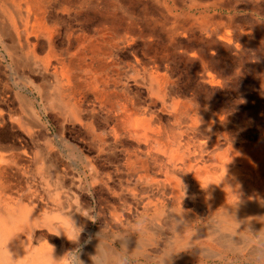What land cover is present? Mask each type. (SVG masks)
Masks as SVG:
<instances>
[{
	"label": "rangeland",
	"instance_id": "rangeland-1",
	"mask_svg": "<svg viewBox=\"0 0 264 264\" xmlns=\"http://www.w3.org/2000/svg\"><path fill=\"white\" fill-rule=\"evenodd\" d=\"M26 10L46 17L25 24ZM151 110V127L165 139L180 132L181 148L202 140L264 150V0H0V213L20 215L22 240L63 257L76 245L41 226L46 216L75 218L84 260L102 229L104 239L145 220L160 247L177 224L181 245L196 241L190 228L213 230L210 245L184 247L173 264H264V211L218 219L264 189L245 185L208 211L189 194L153 193L129 168L139 149L147 160V147L122 121ZM150 164L149 175L163 178ZM158 198L164 205H148Z\"/></svg>",
	"mask_w": 264,
	"mask_h": 264
},
{
	"label": "bare ground",
	"instance_id": "bare-ground-1",
	"mask_svg": "<svg viewBox=\"0 0 264 264\" xmlns=\"http://www.w3.org/2000/svg\"><path fill=\"white\" fill-rule=\"evenodd\" d=\"M24 18L26 20L25 24H27L28 19H31V12L29 11L27 14H25ZM40 18L44 19L45 17L44 15L42 17L40 15ZM84 36L87 40L88 37L86 35ZM43 37L50 40V34L47 31L43 32ZM42 46L45 47L44 44H42ZM48 47L50 48V51L47 56L54 52L53 46H51V44H49ZM87 47L88 46H86L85 49H87ZM153 88L156 91L155 87ZM123 107L125 106L123 105ZM126 110L130 113L129 109L126 108ZM152 111L153 110L150 112L147 111V113H149V118H138L134 115L128 114V116L123 119L124 121H122L128 124V126L125 128L134 131V134L135 131H138L136 133V142L138 145L141 146L142 144H145L146 147L148 146V149L145 151L147 160L140 158L139 153H141L142 150L139 149L137 154H135V158L130 159L127 165L131 170L135 171L139 177L144 179L147 178V187H149L152 192H160V188L166 191V189H168L166 187V182H168L170 186L169 193L173 201H178L182 199L184 195L191 194L203 202L205 205L203 207H206L208 211H212L219 199L228 192L243 188L245 185L250 186V188L254 190H258L260 188H262V190L264 189V179L262 178L264 173L263 149L257 147L253 148L246 144H241L235 147L230 145L223 147L221 145L218 146L215 142H212V146H209L208 144L210 141L207 143L203 142L202 140H198V145H196L197 143H194L193 149L191 145L193 140H186V146L181 148L183 140L180 132H178L179 135L177 132H174L172 135L170 134L171 139L168 137L165 139L161 134H159V130H155L151 127L149 122L153 117ZM123 115L125 116V114ZM137 128H144V131L140 132ZM204 129L203 131H205ZM112 131V133L117 138V130L113 128ZM153 143L156 145V147L152 146ZM173 145L178 147L175 149ZM209 147L212 148V150H210ZM153 151H155L157 155H154ZM163 155L165 158L162 157ZM150 158H152V162H154V168L157 169L156 172H154L155 175L162 174L163 178H153L149 175V171L151 169L150 163H152L150 162ZM139 168L140 170H138ZM141 169L144 170L143 173ZM146 170L147 175L145 173ZM233 176L238 177L236 182H231L230 178ZM149 177H151V179H149ZM153 183L156 184V187L152 186ZM259 195H261V193ZM156 201L157 202H154V200H149L148 205L152 203H155L154 206L160 204L164 205V201L161 198L157 199ZM248 207L251 211H255L257 209L256 204L248 205ZM112 217L114 221H120L116 213H112ZM10 220H13V222H15L19 228L17 227L15 229L13 226H9ZM52 220L53 217L46 216L45 218V222ZM74 221L76 222L75 218ZM22 222L23 220L20 215L18 216L9 212L3 216L0 213V264H16L17 261L19 262L18 264H52L53 256L57 260L62 258L61 255L59 256L57 253L53 252L46 243H41L40 247H34L29 245V241L25 239L22 240ZM124 230L126 231L114 235L129 234L126 240H118L117 244H126L129 253H131L138 246V241H135L133 234L130 233V230ZM213 233V230L202 228L200 229L198 236L195 235V239L199 240L197 243L203 244L205 241L208 242L212 239ZM98 243L99 238H97V240L92 244L91 254H95ZM84 261L85 264H93L90 257H87L84 259ZM113 262L114 264H118V258L114 256ZM59 264H63V261L61 260Z\"/></svg>",
	"mask_w": 264,
	"mask_h": 264
},
{
	"label": "clouds",
	"instance_id": "clouds-1",
	"mask_svg": "<svg viewBox=\"0 0 264 264\" xmlns=\"http://www.w3.org/2000/svg\"><path fill=\"white\" fill-rule=\"evenodd\" d=\"M136 224H138L139 227L131 230L130 233L134 232L138 234V246L131 253H129L126 244H121L118 248L116 247V242L118 240H126L129 234L114 235L102 239L101 232L103 229L97 233L99 243L96 247L95 254H90V259L93 264H114V256L118 258V264H128L129 258L136 261L147 258V264H173V255L185 251L180 241L176 239V233H180L177 231V228L183 225L177 224L175 226L176 233H173L171 242L160 247L148 238L147 232L149 226L145 220H137ZM42 227L45 228L49 234L55 236H60L63 233L69 241H72L76 245L73 249L68 250L59 260L53 256L52 264H59L61 260L63 264H85V261L81 259L82 245L80 244L83 227L77 226L73 218L45 222L42 224ZM183 228L185 230V226H183ZM141 234H143V242L141 241ZM90 240L91 237L89 241L85 243L90 242ZM189 243H194V241Z\"/></svg>",
	"mask_w": 264,
	"mask_h": 264
},
{
	"label": "crops",
	"instance_id": "crops-1",
	"mask_svg": "<svg viewBox=\"0 0 264 264\" xmlns=\"http://www.w3.org/2000/svg\"><path fill=\"white\" fill-rule=\"evenodd\" d=\"M20 1V0H19ZM30 1V0H29ZM27 6V5H26ZM39 11V10H38ZM36 11L35 13H33L31 10H30V12H31V19H32V21H34V20H38L39 21V19H40V15H41V11ZM29 11H27L26 10V12H25V14H27ZM21 14V13H20ZM19 14V15H20ZM24 14V13H23ZM44 17H46V14H45V12H44ZM34 16V17H33ZM84 40H86V37L84 36V37H79L78 38V51H81V49L83 48H86V45L83 43L84 42ZM84 44V47H82V48H80V46L81 45H83ZM42 48H45V47H43L42 46ZM50 48L48 47V50H47V54L49 53V50ZM153 147H156V145L153 143V145H152ZM147 149H148V146H147ZM175 149H176V147H175ZM174 149V150H175ZM154 152V155H157L156 154V152L155 151H153ZM178 152H180V151H178ZM161 156V155H160ZM163 158H165V156L163 155L162 156ZM167 158V157H166ZM166 160V159H165ZM150 162H152V158H150ZM153 164H154V162H152ZM155 183V182H154ZM152 184V186L153 187H156V184ZM166 187L168 188V189H166V191H164V189H163V191L165 192V193H169V188H170V186H169V184H168V182H166ZM160 189H162V188H160ZM153 193H157V192H153ZM170 194V193H169ZM189 195H191V194H189ZM191 196H193V195H191ZM262 198H264V193L263 194H261V195H259V196H257V197H253V198H251V199H243V200H241L240 202H238V204L235 206V207H228L227 208V206H224V207H222L223 208V210L220 212V215L218 216V219H220L221 221H222V223L223 224H225V225H227V224H235V212H241V213H244V214H246V215H249V216H254V217H259V215L261 214V212L262 211H264V209L262 208V207H260V203H258L257 202V200H260V199H262ZM159 199V198H158ZM252 199H254V200H252ZM157 199H155L154 201H156ZM254 204H256L257 205V209L255 210V211H251V210H249V207H248V205H254ZM190 232H192V234H189V235H191L192 237H191V239H193V240H196V242H194V243H191V245H182L183 247H189V246H192L193 245V247L194 246H196V245H198L197 244V241H199L198 239H195L196 238V236H198V233L200 232V230H198V229H191L190 228V230H189V232L188 233H190ZM251 232L252 233H255L256 231L255 230H252L251 229ZM196 235V236H195ZM194 236H195V238H194ZM243 241V240H242ZM191 242V241H190ZM209 242V243H208ZM206 244L208 245H210L211 243V240H209ZM235 243H239V242H235ZM186 244V243H185ZM196 244V245H195ZM192 247V249H194ZM197 253L199 252V251H196ZM207 252V251H206ZM207 254L209 255L210 253H208L207 252Z\"/></svg>",
	"mask_w": 264,
	"mask_h": 264
}]
</instances>
